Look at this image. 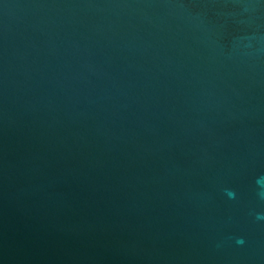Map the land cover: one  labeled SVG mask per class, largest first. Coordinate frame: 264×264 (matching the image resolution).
<instances>
[{"label": "water", "instance_id": "1", "mask_svg": "<svg viewBox=\"0 0 264 264\" xmlns=\"http://www.w3.org/2000/svg\"><path fill=\"white\" fill-rule=\"evenodd\" d=\"M258 217L264 0H0V264H264Z\"/></svg>", "mask_w": 264, "mask_h": 264}, {"label": "clouds", "instance_id": "2", "mask_svg": "<svg viewBox=\"0 0 264 264\" xmlns=\"http://www.w3.org/2000/svg\"><path fill=\"white\" fill-rule=\"evenodd\" d=\"M229 195H231V193H229ZM258 218H264V217H258Z\"/></svg>", "mask_w": 264, "mask_h": 264}]
</instances>
